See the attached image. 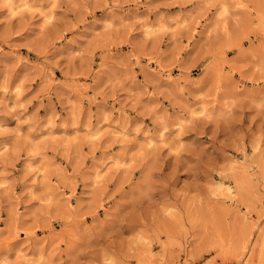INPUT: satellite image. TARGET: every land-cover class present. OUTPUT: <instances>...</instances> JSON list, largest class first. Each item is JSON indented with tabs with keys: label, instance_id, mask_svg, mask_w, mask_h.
<instances>
[{
	"label": "rangeland",
	"instance_id": "rangeland-1",
	"mask_svg": "<svg viewBox=\"0 0 264 264\" xmlns=\"http://www.w3.org/2000/svg\"><path fill=\"white\" fill-rule=\"evenodd\" d=\"M0 264H264V0H0Z\"/></svg>",
	"mask_w": 264,
	"mask_h": 264
}]
</instances>
